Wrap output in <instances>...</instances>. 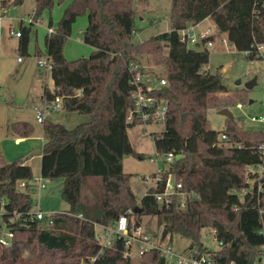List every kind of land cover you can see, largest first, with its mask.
I'll use <instances>...</instances> for the list:
<instances>
[{"label": "trees", "instance_id": "trees-1", "mask_svg": "<svg viewBox=\"0 0 264 264\" xmlns=\"http://www.w3.org/2000/svg\"><path fill=\"white\" fill-rule=\"evenodd\" d=\"M56 1L65 0H36L31 24ZM1 3L11 7L24 0ZM82 14L88 16L82 38L94 51L70 61L64 47ZM136 16V0H71L57 29L45 37V57L53 64L55 84L54 92L46 87V101L61 97L63 109L89 114L90 120L71 129L47 119L42 122L41 176L63 179L62 198L71 213L56 214L53 226L31 218L32 166L19 159L0 168V206L6 200L0 236L4 228L14 232L13 245L0 243V264H134L124 238L116 236L105 247L97 240L96 225L113 224L122 214L128 215L131 229L141 226L143 215L157 217L168 230L167 237L187 238L186 251L215 253L220 264H259L264 254V177L250 173L253 182H249L246 173L249 166H264V131L246 129L233 120L222 140V134L210 127L208 110L225 108L237 97L219 96L227 86L219 71L206 69L209 48L189 47L181 40V31L210 17L217 32L211 39L225 34L239 51L252 50L249 59H255V48L264 45V0H172V29L142 42L135 41ZM20 29L19 51L26 55L32 26L21 23ZM151 57L166 75L151 73L168 82L151 93L168 107L166 130L153 138L159 153L183 155L169 165V171L186 190L198 194L185 208H179L178 199L170 207L161 205L155 192L162 187H151L139 199L130 185L132 174L124 170L126 156L142 157L133 147L129 129L154 122L137 112L129 120L136 110L135 74H145L142 60ZM11 129L23 138L35 131L29 121L13 122ZM22 181L27 183L24 191ZM138 205L142 210L134 212ZM205 228L215 230L216 239L223 242L218 250L203 243ZM140 257L141 264H165L157 250Z\"/></svg>", "mask_w": 264, "mask_h": 264}, {"label": "rangeland", "instance_id": "rangeland-1", "mask_svg": "<svg viewBox=\"0 0 264 264\" xmlns=\"http://www.w3.org/2000/svg\"><path fill=\"white\" fill-rule=\"evenodd\" d=\"M71 0L62 3L56 1L51 10H45L40 19L31 24L32 14L36 5L35 0H24L22 5L7 8V14L0 19V166L7 165L19 159L26 160L33 168V180L31 184L38 187L32 189L33 211L61 212L70 209V205L62 198L63 179L41 178V154L32 153L43 149L45 143L43 123L37 120L36 108L45 112L49 121L61 123L68 128L88 122L90 115L76 111H67L54 107L55 101H45L44 95L48 86L53 92L54 80L51 70L40 67L38 64L41 55H47L45 37L49 34L50 22L57 29L64 11ZM172 0H136V31L135 41L142 42L145 39L158 34L159 31H168L171 27L170 10ZM1 4V1H0ZM203 22V23H202ZM200 22L199 28H214L212 18L208 17ZM23 26H32L29 53L21 55L19 51V38L11 33L10 26L20 29ZM202 23V24H201ZM87 14L80 15L73 25L71 35L68 37L64 53L68 60H76L81 57H89L94 48L83 41V31L87 28ZM189 47L196 48L189 44ZM210 62L206 69L212 73L220 72L227 90L219 93L220 97H237L235 103L227 107L234 114L235 122L242 124L246 129L264 131V120H252L253 116H264V59L251 61L242 51H239L229 42L223 34L217 38L214 46L209 48ZM22 61H19V58ZM43 57V56H42ZM142 60L145 74L158 72L166 75L161 67L155 63V59ZM257 77V83L252 89L245 84ZM241 80V84L237 81ZM242 95L241 98L238 96ZM219 108L212 107L208 110L210 127L221 134L228 129L233 120L227 115L221 114ZM16 121H29L34 125L35 131L30 137H25L17 142L16 135L11 125ZM166 130V124L162 120L150 124L141 123L129 129V136L133 145L138 149L142 157L126 156L123 161L125 171L132 174L130 185L139 199H141L152 187L154 173L158 168H169L165 161V155L156 149L153 135ZM154 161H153V160ZM246 177L253 182L250 173ZM24 191V187H20ZM145 230L154 235L160 233L158 238L162 242L171 243L177 250L183 251L190 241L180 235H174L162 239L163 226L158 224L155 216L143 215L142 224ZM97 234L105 236L104 230L96 226ZM211 228L202 230V241L205 246L216 251L220 248L219 241L211 232ZM136 246L133 250L132 262L141 264V257L136 254ZM208 252V251H207Z\"/></svg>", "mask_w": 264, "mask_h": 264}, {"label": "built area", "instance_id": "built-area-1", "mask_svg": "<svg viewBox=\"0 0 264 264\" xmlns=\"http://www.w3.org/2000/svg\"><path fill=\"white\" fill-rule=\"evenodd\" d=\"M7 7L5 4H0V19L7 14ZM199 24V23H198ZM198 24H191L181 31V40L186 44H191L194 46H202L203 48H210L214 46L216 40L211 39L212 36H216L217 32L215 27L211 28H199ZM12 34H15L18 38L22 35L21 29H15L10 26ZM53 27H49V33L54 32ZM253 51H244V54L249 58ZM255 59L258 58L264 59V45L259 44L255 48ZM1 55V54H0ZM23 59L20 57L19 61ZM40 67H45L48 70H52L53 64L47 57H41L38 61ZM142 82L145 83L141 84ZM134 83L137 85V90L134 93V100L136 103V110L131 112L129 115V120L132 121L134 118L135 112L144 119L152 118L154 121L162 120L163 122L166 119L167 114V104L159 102L157 97L152 95V91L156 88L167 86L168 82L165 77L158 78L153 74H144L141 71H137L134 78ZM264 99V96H263ZM54 107L63 108L61 97L55 99ZM36 116L39 122L45 120V112L39 107H36ZM264 120V116L257 117L253 116L252 120ZM222 140L227 139L226 134L221 135ZM178 158L174 152H168L165 154V161L172 164L174 160ZM153 160V159H152ZM154 161V160H153ZM249 173L259 174V177H264V166H249ZM42 178V176H41ZM43 179V178H42ZM33 180V179H32ZM31 180V181H32ZM250 182V179H248ZM20 187H26L27 183L22 181L19 184ZM37 188L38 185L33 184V189ZM154 188L162 187L161 190L155 192V199L164 206L170 207L174 204L176 199L179 200V208H185L187 202L192 197H198V194L195 191H188L184 188V184L181 180L177 179V176L174 172L169 171V168H158L157 173L153 176V185ZM148 193V192H147ZM246 190L241 192V195H244ZM5 199H2L0 206V221H3V216L5 215ZM58 213H67L70 212H44L42 210L32 211L31 218L39 220L43 223L44 226H53L55 223V216ZM80 218H83L82 214L78 215ZM96 226L101 227L105 236L97 234V240L100 242L103 247L111 244L113 239L116 236L124 238L126 240L127 254L133 255L134 247L136 246V254L143 256L145 253L151 250H157L160 252L161 256L165 259V264H220L216 258L215 253L204 252L200 253L198 249H189L179 251L173 247L171 243L162 242L157 236L151 235L148 233L145 228L141 226H136L133 229L130 228V220L127 214H122L119 216L118 220L110 225H101L97 224ZM215 236V230L211 231ZM163 239V238H162ZM166 239V238H165ZM0 243L5 246H10L14 244V232L8 228H4L0 236ZM222 241H219L220 246ZM264 248V246H263ZM264 253V251H263ZM263 258L262 264H264V254L261 255ZM96 257L91 258V261H94Z\"/></svg>", "mask_w": 264, "mask_h": 264}, {"label": "water", "instance_id": "water-1", "mask_svg": "<svg viewBox=\"0 0 264 264\" xmlns=\"http://www.w3.org/2000/svg\"><path fill=\"white\" fill-rule=\"evenodd\" d=\"M257 83V77H255V78H253L252 80H250L249 82H247L246 84H245V86H246V88H248V89H252L254 86H255V84ZM237 84H241V80H238L237 81ZM220 113L221 114H224V115H227L230 119H232V120H235V118H234V114L230 111V109H228V108H222L221 110H220ZM35 154H39L40 153V151H36V152H34ZM181 157H183V155H178V158H181ZM142 210V208H141V206L140 205H138V206H136V208L134 209V212H137V211H141ZM167 235H168V230L165 228V229H163V234H162V238L163 239H165L166 237H167ZM262 260H263V258H259V264H262Z\"/></svg>", "mask_w": 264, "mask_h": 264}, {"label": "crops", "instance_id": "crops-1", "mask_svg": "<svg viewBox=\"0 0 264 264\" xmlns=\"http://www.w3.org/2000/svg\"><path fill=\"white\" fill-rule=\"evenodd\" d=\"M1 1V0H0ZM36 1V0H35ZM203 23V22H202ZM201 23V24H202ZM198 26L199 27H201V25H200V23L198 24ZM172 29V26L171 27H169V30L168 31H170ZM163 32H167V31H163ZM159 33H161V31H159ZM156 35V34H155ZM154 36V35H153ZM150 38V37H149ZM148 39V38H147ZM146 40V39H145ZM1 56V55H0ZM44 97V99H45V95L43 96ZM45 101H46V99H45ZM36 108V107H35ZM45 119H46V117H45ZM44 134V133H43ZM24 138L23 137H18V136H16V141L17 142H19V141H21V140H23ZM130 139H131V137H130ZM131 142H132V140H131ZM132 144H133V142H132ZM133 147H134V149H135V151L136 152H138V153H140L139 151H138V149L133 145ZM41 152H42V150H40V153L39 154H41ZM35 153H32V155H34ZM42 156V155H41ZM126 158V157H125ZM125 158H124V160H125ZM123 160V161H124ZM26 163L27 164H29L27 161H26ZM30 165V164H29ZM2 166H0V168H1ZM125 170V169H124ZM126 172H128V171H126ZM128 173H130V172H128ZM133 174V173H132ZM155 174V173H154ZM66 211H68V210H65V211H61V212H66ZM188 247V246H187ZM186 247V248H187ZM184 250V249H183ZM180 251V250H179Z\"/></svg>", "mask_w": 264, "mask_h": 264}]
</instances>
